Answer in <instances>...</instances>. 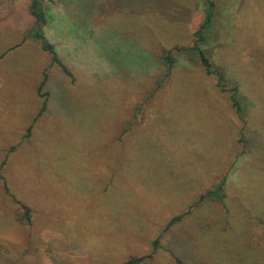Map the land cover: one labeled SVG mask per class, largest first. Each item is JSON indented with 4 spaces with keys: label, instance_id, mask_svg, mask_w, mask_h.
I'll use <instances>...</instances> for the list:
<instances>
[{
    "label": "rangeland",
    "instance_id": "obj_1",
    "mask_svg": "<svg viewBox=\"0 0 264 264\" xmlns=\"http://www.w3.org/2000/svg\"><path fill=\"white\" fill-rule=\"evenodd\" d=\"M213 1L225 91L173 48L206 0H42L72 76L26 36L30 0H0V264H264V0Z\"/></svg>",
    "mask_w": 264,
    "mask_h": 264
},
{
    "label": "trees",
    "instance_id": "obj_2",
    "mask_svg": "<svg viewBox=\"0 0 264 264\" xmlns=\"http://www.w3.org/2000/svg\"><path fill=\"white\" fill-rule=\"evenodd\" d=\"M214 1L213 0H206V9L205 14L202 23L198 27V29L195 31V41L192 44V46L189 47H178L174 46L173 48L175 50H184L190 54V56H193L197 58L202 65L204 71L206 74H215L216 76V86L221 90L225 91V87L223 85V75L217 71H214L212 69V64L205 54V51L201 47L202 44L206 41L207 32L212 26L213 21V12H214ZM29 12L34 18V23L32 27L28 30L26 36L30 37L32 39H35L40 44V47L43 51L47 52L50 55V61L51 63L57 64L60 69L68 76H72L69 69L66 67V65L61 61L59 58L57 51L55 49V46L46 38L44 33L42 32V24L45 22V11L42 8V0H30L29 4ZM170 50H163L161 59L163 62L167 64L168 69H170L173 66V59L170 54ZM46 80V75H43V79L40 82V85L38 87V90L42 87ZM230 92V100L231 104L237 113V115H242V106L240 99L238 97L237 88L233 87L229 89ZM46 107V101L44 100L41 104V107L38 111V115H40ZM2 164L0 165L1 170ZM1 174V173H0ZM1 176V175H0ZM225 182V178H222L217 184H215L211 189L206 190L204 193L200 194L198 200L196 203H199L205 198H212L215 200H221L223 197V185ZM21 208L23 209V219L25 222H30V209L29 207L25 205H21ZM188 212V211H187ZM186 213V212H185ZM184 213V214H185ZM184 214L175 215L172 218H170L166 224V227L171 226L177 221H180ZM153 250L156 247V240L153 241ZM152 260V252L140 256H130L126 260H124L121 264H151L150 261ZM176 264H183V262L175 258Z\"/></svg>",
    "mask_w": 264,
    "mask_h": 264
}]
</instances>
